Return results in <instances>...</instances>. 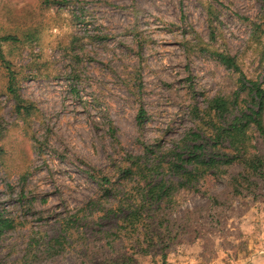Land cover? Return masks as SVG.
<instances>
[{
	"label": "rangeland",
	"instance_id": "rangeland-1",
	"mask_svg": "<svg viewBox=\"0 0 264 264\" xmlns=\"http://www.w3.org/2000/svg\"><path fill=\"white\" fill-rule=\"evenodd\" d=\"M8 35L3 55L36 110L18 113L0 59V214L14 224L0 264H264L263 186L239 162L176 192L142 248L122 226L139 187L120 173L135 156L179 181L167 166L209 132V101L249 107L215 55L264 87L263 0H0ZM250 153L264 156V135Z\"/></svg>",
	"mask_w": 264,
	"mask_h": 264
},
{
	"label": "trees",
	"instance_id": "trees-1",
	"mask_svg": "<svg viewBox=\"0 0 264 264\" xmlns=\"http://www.w3.org/2000/svg\"><path fill=\"white\" fill-rule=\"evenodd\" d=\"M17 41L18 38L11 35L0 38V59L8 73L7 91L14 99L18 113L30 116L36 107L22 98L17 75L1 49L2 44ZM215 56L222 65L239 75L240 89L246 94L250 101L246 103L250 105L249 107L242 105L239 101L240 95L234 99L216 97L209 101L203 111V122L209 132L204 137L196 133L189 137L188 142L192 140L194 143L186 147L185 154H176L175 162L167 166L169 170L176 172L180 177L179 181L165 179L157 181L155 176L159 174L161 165L153 162L148 168L146 163L141 164V157H130L129 166L120 169L122 179L134 180L139 187L138 196L132 197L135 199L124 206L127 214L122 226L139 233L140 237L143 235V241L138 242L141 248L143 244L152 247L156 236L161 238L159 230L162 224L160 225V221L157 220V215L172 196L180 189L190 188L193 182L214 169L239 162L262 183L264 191V156L250 153L253 135L256 132L264 135V87L259 82L248 80L231 55L217 53ZM145 121L146 111L142 108L138 113L137 123L143 126ZM150 150L146 147L145 152L148 154ZM100 183L102 186H109L111 181L103 177ZM111 190L105 187V192ZM13 227V221L0 214V239ZM129 261L133 262L134 259L130 258L124 264H128Z\"/></svg>",
	"mask_w": 264,
	"mask_h": 264
}]
</instances>
